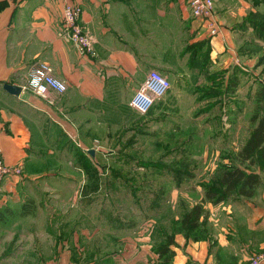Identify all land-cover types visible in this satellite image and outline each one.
Masks as SVG:
<instances>
[{
	"label": "crops",
	"instance_id": "crops-1",
	"mask_svg": "<svg viewBox=\"0 0 264 264\" xmlns=\"http://www.w3.org/2000/svg\"><path fill=\"white\" fill-rule=\"evenodd\" d=\"M68 4L82 9L80 25L94 42L90 54L81 55L67 37ZM219 14L222 32L211 38L192 17L188 0H0V155L6 166L22 171V177L5 179L0 196V264H52V237L59 264H66L67 239H58L52 229L65 224L69 208L40 204L30 184L72 175L86 183L100 175H121L114 166H129L126 173L130 166L145 170L156 163L147 160V148L155 149L162 139L155 138L162 118L180 115L173 107L181 94L193 92L194 101L202 103L207 99L201 78L212 86L221 77L226 87L237 77L238 59L230 55V32L237 30L223 24H238L247 14L244 7ZM40 63L66 82L65 94L44 100L24 89L30 70ZM152 70L185 88L170 89L142 115L130 103ZM7 84L21 88V94H10ZM48 192L40 193L46 198L52 196ZM221 230L200 238L178 234L172 263L244 264L264 246L251 238L260 231L254 221L246 223L248 234Z\"/></svg>",
	"mask_w": 264,
	"mask_h": 264
},
{
	"label": "rangeland",
	"instance_id": "rangeland-1",
	"mask_svg": "<svg viewBox=\"0 0 264 264\" xmlns=\"http://www.w3.org/2000/svg\"><path fill=\"white\" fill-rule=\"evenodd\" d=\"M215 2L218 19L219 12L234 7H244L247 14L238 24H231L232 20H225L223 24L226 29L237 30L234 35L230 32V55L238 59L235 64L240 67L235 70L239 85L233 94L228 90L230 80L223 86L222 74L212 86L206 78L200 79L204 90L217 92L210 94L205 102L194 101L193 92L182 91V100L173 107L178 108L180 115L162 118L163 125L158 127L155 137L162 139L156 141L155 149L147 148V160L156 163L146 166L145 170L142 166L134 169L130 166L126 173L129 166H114L121 175H100L101 179L98 176L99 180L87 183L72 175L70 180L30 184V190L40 197V204H61L69 208L65 224L52 229L58 239V236L67 239L66 264H173L171 255L161 258L158 254L170 238L175 242L180 233L195 238L210 237L213 232L222 233L224 227L241 229L248 234V220L260 228L250 233L251 238L264 243V228H261L264 225V161L257 155L253 163L240 164L238 158L253 130L251 118L264 107V0ZM190 87L193 89L194 85ZM178 88L185 87L171 83L172 91L177 92ZM211 105L215 109L210 112L198 111L200 106ZM230 166L260 175L257 194L252 198L231 194L221 203L206 202L208 188L216 185ZM81 187L85 188L83 197H80ZM42 189H51L52 193L48 194L52 196L44 198ZM197 204L204 205L207 218L202 219V226L195 234H188L182 220ZM215 244L214 241L212 247ZM48 250L51 263L59 264L55 237ZM263 253L264 246H261L251 258Z\"/></svg>",
	"mask_w": 264,
	"mask_h": 264
},
{
	"label": "built area",
	"instance_id": "built-area-1",
	"mask_svg": "<svg viewBox=\"0 0 264 264\" xmlns=\"http://www.w3.org/2000/svg\"><path fill=\"white\" fill-rule=\"evenodd\" d=\"M188 5L194 20L202 24L211 38L221 33L222 27L216 16L215 0H188ZM81 16L82 9L79 6L66 5L64 21L67 37L81 55H87L93 52L94 42L80 25ZM24 89L41 99L50 100L54 93L65 94L68 85L54 75L53 68L49 64L40 63L30 70ZM170 89L169 79L159 71L152 70L145 83L137 90L130 106L138 113L148 115L157 101L162 100ZM10 175L22 177V171L19 168L6 166L0 155V195L4 191V181ZM246 264H264V253L252 257Z\"/></svg>",
	"mask_w": 264,
	"mask_h": 264
},
{
	"label": "trees",
	"instance_id": "trees-1",
	"mask_svg": "<svg viewBox=\"0 0 264 264\" xmlns=\"http://www.w3.org/2000/svg\"><path fill=\"white\" fill-rule=\"evenodd\" d=\"M238 85L239 80L237 77L230 80L228 87V90L231 91L230 94H233ZM212 93L216 94L217 92H215L214 89L205 91L203 93V98L207 99ZM251 124L253 130L238 154L240 164H245L247 162L253 163L257 155H260V158L264 161V107L257 110L256 114L251 118ZM260 184L261 177L259 174L248 173L240 167L230 166L223 172L217 184L208 188L205 194V201L221 203L231 194L252 198L257 194ZM206 218L207 212L204 205L197 204L187 212L182 220V224L184 229L188 230V234H193L202 226V219ZM173 245H175V242L170 238L168 243L158 251L160 257L164 258L167 255H171L173 258L175 255V252L171 248Z\"/></svg>",
	"mask_w": 264,
	"mask_h": 264
},
{
	"label": "water",
	"instance_id": "water-1",
	"mask_svg": "<svg viewBox=\"0 0 264 264\" xmlns=\"http://www.w3.org/2000/svg\"><path fill=\"white\" fill-rule=\"evenodd\" d=\"M5 90H7L10 94L18 96L21 94V88L12 86V85H5L4 86Z\"/></svg>",
	"mask_w": 264,
	"mask_h": 264
}]
</instances>
